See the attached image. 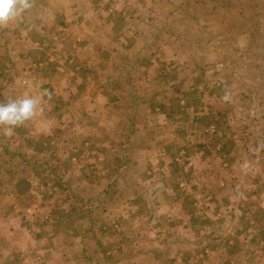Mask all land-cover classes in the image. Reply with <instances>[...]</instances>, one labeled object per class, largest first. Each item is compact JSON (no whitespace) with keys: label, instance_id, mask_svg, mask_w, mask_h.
<instances>
[{"label":"crops","instance_id":"obj_1","mask_svg":"<svg viewBox=\"0 0 264 264\" xmlns=\"http://www.w3.org/2000/svg\"><path fill=\"white\" fill-rule=\"evenodd\" d=\"M30 3L0 27V85L10 94L0 103L32 96L44 107L10 134L0 126V159L10 169L0 175V204L10 203L0 208V264H27L36 253L42 254L36 264H264L258 180L234 178L237 163L213 165L210 157L202 170H225L223 186L212 177L178 183L175 161L190 155L183 130L201 126L198 115L210 108L199 111L188 88L172 94L163 88L161 97L113 80L146 73L128 66L139 55L130 50V23L120 30L115 18L97 17L89 0ZM45 89L50 98L42 96ZM74 156L93 162L95 171ZM41 180L55 189L44 212L61 219H48L25 238L18 209L29 183ZM198 188L204 215L193 211Z\"/></svg>","mask_w":264,"mask_h":264},{"label":"rangeland","instance_id":"obj_2","mask_svg":"<svg viewBox=\"0 0 264 264\" xmlns=\"http://www.w3.org/2000/svg\"><path fill=\"white\" fill-rule=\"evenodd\" d=\"M99 18H115L123 30L130 23L135 42L130 50L138 53L133 64L146 70L143 75H117L120 82L138 86L148 95L163 96L162 89L171 94L188 88L199 111L201 126L190 125L183 130L182 148L189 152L176 160L178 183L184 188L199 179L217 180L223 186L225 170L219 166L208 171L202 166L205 160L212 164L237 163L232 177L243 182L259 181L264 187V0H89ZM77 2L75 1L74 4ZM111 9L110 11L108 9ZM136 44H138L136 46ZM116 66H118L116 64ZM26 85L27 73L20 80ZM143 84V85H142ZM174 91V92H172ZM209 95L210 99L205 96ZM227 95L228 99L224 97ZM200 96V98H198ZM0 85V101L7 100ZM217 100L216 102L213 101ZM211 101V105L207 103ZM179 98L176 106L183 107ZM210 112V113H209ZM210 116V123H205ZM204 123V124H203ZM211 139V140H209ZM52 145L53 140H45ZM204 142L212 147L206 148ZM191 149H189V148ZM189 149V151L187 150ZM211 154V156H209ZM74 163H82L88 171H95L93 162L74 156ZM10 163L15 161L9 160ZM16 164L23 165L19 159ZM0 159V175H10ZM9 166V165H8ZM193 166V169H192ZM192 169V171H191ZM206 171L207 174H206ZM187 175V176H186ZM53 184L48 180L29 183L17 216L21 220L22 236L34 238L48 219L61 218L53 211L44 212L46 204L55 196ZM199 189V188H198ZM192 206L196 215H204V192H192ZM10 203L1 209L9 207ZM259 228L264 235V202H259ZM248 206L245 211H250ZM51 217V218H50ZM42 258L36 253L32 261ZM25 264V263H24Z\"/></svg>","mask_w":264,"mask_h":264},{"label":"clouds","instance_id":"obj_3","mask_svg":"<svg viewBox=\"0 0 264 264\" xmlns=\"http://www.w3.org/2000/svg\"><path fill=\"white\" fill-rule=\"evenodd\" d=\"M30 7V0H0V27L6 26ZM42 96L50 98L51 94L45 89ZM224 99H228L227 95ZM43 111L41 98L32 96L0 103V126H6V133L10 134L14 128L24 125Z\"/></svg>","mask_w":264,"mask_h":264}]
</instances>
